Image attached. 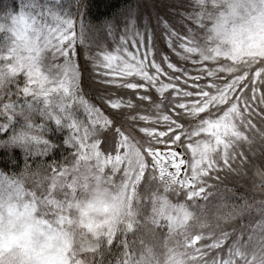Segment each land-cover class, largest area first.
<instances>
[{"label": "snow or ice", "instance_id": "snow-or-ice-1", "mask_svg": "<svg viewBox=\"0 0 264 264\" xmlns=\"http://www.w3.org/2000/svg\"><path fill=\"white\" fill-rule=\"evenodd\" d=\"M187 7L184 35L164 28L169 48L192 70L154 53L151 33L130 40L127 24L117 40L105 21L100 30L116 47L81 53L84 22L78 32L64 0H20L18 12L0 16V90L22 75L25 97L19 108L0 102V133L12 129L5 146L25 152L24 173L0 172V264H105L113 249L114 264H137L139 221L149 210L158 232L183 240L170 264H264V200L246 239L243 228L236 235L202 216L200 230L188 231L198 201L208 198L207 180L233 170L245 155L237 147L253 143L245 129L264 139L254 122L264 125V0H191ZM81 54L84 66L75 59ZM82 71L111 86L99 107L80 94ZM48 132L67 133L60 146L70 158L33 171L28 157L58 147ZM256 175L264 191V171ZM251 208L234 205L218 221ZM77 227L87 233L79 244Z\"/></svg>", "mask_w": 264, "mask_h": 264}, {"label": "trees", "instance_id": "trees-1", "mask_svg": "<svg viewBox=\"0 0 264 264\" xmlns=\"http://www.w3.org/2000/svg\"><path fill=\"white\" fill-rule=\"evenodd\" d=\"M43 3V1H41ZM191 0H82L78 4L77 0H64L65 10L73 13V18L77 20L79 32V21L82 19L85 26V44L77 47L81 53L84 49H90L94 54L99 50L98 46H102L108 50L116 47L112 36L108 35V29L100 30V26L105 22H109L110 26L114 27L116 39L119 40L120 35L125 30L127 24L130 33L129 36L139 33L145 37L147 41L148 34L151 33L153 52L159 53V56L168 55L169 58L177 65L187 66L192 70L190 61L180 59L168 46V30L164 28V23H167L172 31L179 32L181 35L187 31L189 22L184 17L188 11H191L187 6ZM15 5V0H0V15H3L8 9ZM132 21L135 22L134 27ZM203 36L202 33L199 34ZM176 51H182L176 46ZM78 65H85V55L81 54L75 57ZM90 67V66H89ZM18 88L23 87V77H19L15 81ZM110 85L100 83V78L90 71H82L80 80V94L85 100H89L96 106H100L99 95L104 94ZM18 93V92H17ZM13 98L16 93L12 92ZM23 104L25 97L18 99ZM30 101V98H29ZM103 110V109H102ZM80 119H84L82 109H78ZM107 115V112H105ZM36 119V116H33ZM37 120V119H36ZM39 121V119H38ZM257 130L264 125L258 121ZM54 126V125H53ZM245 129L246 134L253 138L252 144H243L237 147L238 153H244L243 156H237L233 162V170H222L217 178L216 173L212 174V178L207 180L206 188L208 191L207 200L200 199L198 201L200 208L198 210L202 219L215 228L219 222L220 226L229 232L235 230V234H240V229L243 228L247 234L256 227L260 222V213L257 210L259 202L264 200V191L260 188V180L256 175L257 169L264 171V139L259 136L258 131ZM67 135L66 132H48L46 138L56 144L58 147L53 149L46 156H31L28 157V165L34 171L37 163H42L47 166L56 163H63L65 158H70V152L67 151V145H61V141ZM2 138L8 136L2 135ZM42 168L41 171H45ZM0 172L12 176H19L25 172V152L17 146H5L4 142H0ZM243 198V199H242ZM175 200V198L173 197ZM247 201L252 205L250 211H246L242 216H236L232 220L225 223L222 219L218 221L227 209H231L234 205H243ZM119 258V250L113 249L111 252H105L103 259L105 264H114V261ZM97 259H101L97 256Z\"/></svg>", "mask_w": 264, "mask_h": 264}, {"label": "clouds", "instance_id": "clouds-1", "mask_svg": "<svg viewBox=\"0 0 264 264\" xmlns=\"http://www.w3.org/2000/svg\"><path fill=\"white\" fill-rule=\"evenodd\" d=\"M210 39V37H209ZM143 219L139 221L140 231L138 233L137 264H170L171 252L178 250L183 243L180 235L175 232L161 234L154 227V222L151 219V211L147 214L141 213ZM195 219L188 226V231H199L201 227V215L198 210H195ZM74 242L79 244L82 239H86V230L82 231L78 227L74 230ZM259 242V238L253 241V244ZM251 248V246H250ZM89 264L91 262L89 261Z\"/></svg>", "mask_w": 264, "mask_h": 264}, {"label": "rangeland", "instance_id": "rangeland-1", "mask_svg": "<svg viewBox=\"0 0 264 264\" xmlns=\"http://www.w3.org/2000/svg\"><path fill=\"white\" fill-rule=\"evenodd\" d=\"M41 1H43V0H41ZM41 3H42V2H41ZM19 6H20V0H15V5L11 6L8 10L11 9V10H15L16 12H18V11H19ZM0 16H2V15H0ZM74 19H75V18H74ZM77 31H78V27H77ZM141 35H142V34H141ZM130 40H131V36H130ZM58 62H59V63H63V60L61 59V60H59ZM21 77H23V76L21 75ZM23 80H24V77H23ZM18 87H19V86H17V84H16L15 81H13L12 83L7 84L2 90H0V102H2V103H8L9 100L15 101L16 104H17V108H19L21 105H23V103H22L21 101L18 100L19 97H23V98H24V96H23L22 94H18V93H17V92H18ZM81 90H82V89L79 88V91H81ZM12 92L16 93V96H15L14 98H13V96H12ZM82 115L84 116V114H83V110H82ZM33 116H36V119H38V118L40 117L38 114H34ZM16 119H17V121H19V123L15 124V127L18 129V128H19V124H20V123H23V118L17 116ZM36 119L33 118L34 121H35ZM3 122H4V121H3V117H0V123H3ZM35 122H36V121H35ZM42 122H43L42 120H39V121L36 122V123L39 124V123H42ZM1 134L4 135V133H1ZM11 135H12V129L10 128V129L8 130V136H6V137H4V138H2V137L0 136V142H5V141H7ZM25 183H26L27 186H30V185H31V181H30V180H27V179H26Z\"/></svg>", "mask_w": 264, "mask_h": 264}]
</instances>
